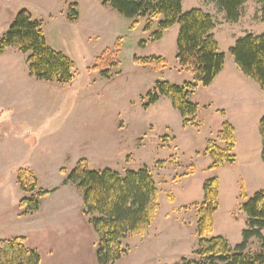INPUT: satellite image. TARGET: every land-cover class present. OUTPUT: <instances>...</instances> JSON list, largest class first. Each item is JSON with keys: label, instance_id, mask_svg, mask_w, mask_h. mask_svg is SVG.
<instances>
[{"label": "rangeland", "instance_id": "1", "mask_svg": "<svg viewBox=\"0 0 264 264\" xmlns=\"http://www.w3.org/2000/svg\"><path fill=\"white\" fill-rule=\"evenodd\" d=\"M70 7L75 20L68 17ZM200 7L214 18L213 36L219 52L226 54V65L234 64L229 48L235 39L264 31L256 0L241 9V19L230 29L213 3L182 0L183 11ZM21 9L41 22L47 45L73 62L74 76L65 84L39 80L28 74L26 55L18 48L0 54V239L24 237L25 245L41 255V264H97L98 236L84 213L82 190L64 184L61 172L86 159L91 169L110 168L120 174L146 168L159 192L151 225L142 235L122 241L124 253L114 264H174L191 258L197 247L203 182L212 177L218 179V193L211 235L224 237L231 247L239 244L247 227L239 188L244 186L247 199L264 188L255 175L262 171L257 114L264 108V96L257 95L255 109L244 116L232 108L225 116L215 106L228 108L230 102L216 100L210 106L212 90L198 86L189 97L198 105V127L185 126L167 96L142 107L157 80L177 85L191 80L175 57L178 25L152 42L143 30L145 19L132 27L133 20L101 0H0V38ZM119 39L120 64L110 69L109 78L90 71L95 58ZM150 56L164 58L166 67L153 71L135 62ZM224 120L236 126L235 161L209 170L212 159L205 149L208 143L222 147L216 133ZM20 168L33 174L36 191L55 189L39 198L37 211L19 207L18 202L30 196L17 183ZM68 235L74 236V248ZM48 244L56 251L48 253ZM247 250L259 251V240H249Z\"/></svg>", "mask_w": 264, "mask_h": 264}, {"label": "trees", "instance_id": "2", "mask_svg": "<svg viewBox=\"0 0 264 264\" xmlns=\"http://www.w3.org/2000/svg\"><path fill=\"white\" fill-rule=\"evenodd\" d=\"M213 3L224 14L226 22L237 23L241 9L248 0H206ZM260 5V20L264 24V0H256ZM102 4L124 18L133 20L132 27L139 19H145L143 30L149 33V40L159 41L173 25H178L176 38V59L180 70L188 73L191 80L182 85L157 80L154 90L149 91L142 104L147 109L167 96L172 106L179 112L185 126L198 127L195 114L198 105L189 100L198 86L212 83L222 70L224 54L219 52L212 31L215 28L213 17L201 8L182 9V0H101ZM69 19H76V11L70 7ZM143 41L141 45H143ZM120 39L112 48H106L95 58L90 71H97L101 77L109 78L110 69L119 66L117 58ZM8 47H16L26 55L27 70L30 76L39 80L70 83L73 79V62L62 52L47 45L41 22L33 19L27 9L19 10L6 32L0 38V54ZM234 63L245 75L253 79L264 91V31L259 35L247 33L239 37L229 48ZM140 65H150L153 71L163 70L167 62L162 57L150 56L135 58ZM258 131L262 137L261 160L264 162V114L261 116ZM221 146H210L205 153L212 159L209 170L224 164H233L235 156L234 127L224 120L216 133ZM63 183H71L82 190L84 213L89 215L98 236L96 249L97 264H114L124 253L122 241L127 237L142 235L151 225L158 210V189L146 168L127 170L123 174L105 168L91 169L86 159L78 160L67 171ZM16 180L20 189L30 194L18 204L26 212L39 208V198L55 191L39 189L36 179L23 168L17 170ZM204 201L198 207L197 247L191 258L183 257L174 264H264V188L246 198L244 186L239 188V197L245 201L240 210L244 214L247 227L242 231V241L231 247L222 236H212L213 214L217 208L218 179L212 177L203 182ZM256 238L260 250L251 253L247 250L249 240ZM24 237L0 239V264H40L39 252L27 247Z\"/></svg>", "mask_w": 264, "mask_h": 264}, {"label": "crops", "instance_id": "3", "mask_svg": "<svg viewBox=\"0 0 264 264\" xmlns=\"http://www.w3.org/2000/svg\"><path fill=\"white\" fill-rule=\"evenodd\" d=\"M250 1L251 0H248L243 5L242 8H244L248 3H250ZM203 11L206 12L205 10H203ZM221 15L224 18V14L221 13ZM241 17H240V19H241ZM222 21L224 22V25H226L224 27H227V29H230V26H229L230 24H236V23L226 22L225 19H222ZM215 26H216V24H215ZM172 27H174V25ZM213 33H214V30L212 31V34ZM236 40L237 39L234 40V43ZM225 57H226V54H225ZM225 57H224V64H223L222 70L217 74V76L214 78L212 83L210 85L206 86L207 89L212 90L211 91L212 95H211V97H209L211 100L209 99L210 101H209L208 105L211 106L212 104H214L213 102L216 100H219V101L222 100L225 102L228 100L230 102L228 106H230V107L225 108V106L223 104H221L219 106L214 105L215 108L221 109L223 111V114H225V116L229 115V110L231 108L236 113H239L240 116H244L246 114V111H249L250 109H252V110L255 109V105L257 103L255 98L257 95L258 96H264V91H262L259 88L258 84L253 79H251L249 76H247L243 72H241V70L237 67V65L235 63L226 65L225 64ZM233 62H234V60H233ZM234 88L236 89L235 93L228 97L227 95H229V92L231 90H233ZM225 93H226V95H225ZM247 95L253 96V97L247 98ZM226 109L228 110V112ZM263 114H264V108L262 109V111H260L257 114L258 121H259V118H261L260 116H262ZM233 127H234V130L236 131V126L233 125ZM257 128H258V123H257ZM234 136H235V133H234ZM257 140H258V138H257ZM260 165H261V169H262V171H260L261 175H260V173L258 175L255 174L257 178H258V176L260 177L259 179L261 181V183H260L261 185H259V188H261L262 185L264 186V162L262 161V164H259V166ZM259 179H258V181H259ZM66 240H68V243L72 244V246L74 248V236L68 235ZM47 249H48V253H52L53 251H56L57 248L48 244ZM40 257H41V255H40ZM41 262H42V258H41L40 264H41Z\"/></svg>", "mask_w": 264, "mask_h": 264}]
</instances>
